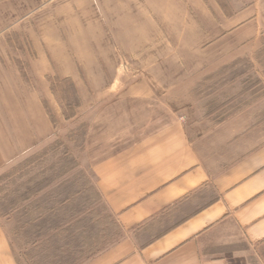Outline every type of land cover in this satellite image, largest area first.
Instances as JSON below:
<instances>
[{
	"label": "crops",
	"instance_id": "0c3cea01",
	"mask_svg": "<svg viewBox=\"0 0 264 264\" xmlns=\"http://www.w3.org/2000/svg\"><path fill=\"white\" fill-rule=\"evenodd\" d=\"M241 1L70 0L86 30L36 75L77 86L86 177L122 232L83 264H264L262 128L193 107L201 77L264 36V0ZM0 264H17L1 225Z\"/></svg>",
	"mask_w": 264,
	"mask_h": 264
},
{
	"label": "rangeland",
	"instance_id": "374dc122",
	"mask_svg": "<svg viewBox=\"0 0 264 264\" xmlns=\"http://www.w3.org/2000/svg\"><path fill=\"white\" fill-rule=\"evenodd\" d=\"M207 1L225 13L244 4ZM70 6L0 0V225L17 264H83L122 236L86 177L89 109L81 110L77 86L54 73L36 75L70 45ZM193 96L212 122L244 114L264 137V36L207 71Z\"/></svg>",
	"mask_w": 264,
	"mask_h": 264
}]
</instances>
